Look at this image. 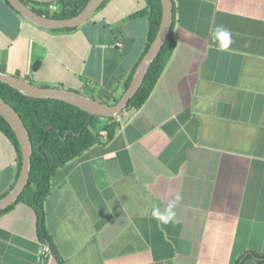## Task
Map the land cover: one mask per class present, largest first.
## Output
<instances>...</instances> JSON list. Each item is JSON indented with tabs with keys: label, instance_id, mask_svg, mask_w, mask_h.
Here are the masks:
<instances>
[{
	"label": "crops",
	"instance_id": "1",
	"mask_svg": "<svg viewBox=\"0 0 264 264\" xmlns=\"http://www.w3.org/2000/svg\"><path fill=\"white\" fill-rule=\"evenodd\" d=\"M171 1L173 50L147 99L90 129L95 143L50 176L42 217L54 252H44L38 213L23 199L0 214V264L264 256V0ZM33 4L60 19L58 2ZM150 22L148 0H106L78 28L44 30L0 0V72L114 105L150 46ZM220 26L231 33L227 50L212 38ZM18 163L0 130V198ZM176 196L174 219L161 225L153 207Z\"/></svg>",
	"mask_w": 264,
	"mask_h": 264
},
{
	"label": "trees",
	"instance_id": "2",
	"mask_svg": "<svg viewBox=\"0 0 264 264\" xmlns=\"http://www.w3.org/2000/svg\"><path fill=\"white\" fill-rule=\"evenodd\" d=\"M88 1H61L65 5H63L60 15L56 18L68 19L78 15ZM23 2L27 6L29 3H35L29 0H23ZM148 2L151 10L149 31V44H151L159 27L161 4L160 0H148ZM31 9L38 15L46 17L34 8ZM172 50L173 46L170 43L169 34L161 52L151 65L141 88L126 108L130 106L139 107L144 103L162 73ZM0 98L9 104L20 116L29 133L32 144L29 182L18 201L27 199L28 204L38 213L40 239L48 246L51 252H54V248L44 230L42 217L43 201L49 191V179L56 169L80 156L95 143L94 135L90 131L95 117H91L89 114L62 102L24 97L2 83H0ZM0 130L9 136L18 151V178L21 168L19 145L11 129L1 116ZM10 208L0 212V214L9 211ZM246 256H252L258 262L264 263V256L252 254L244 255L237 264H241Z\"/></svg>",
	"mask_w": 264,
	"mask_h": 264
},
{
	"label": "water",
	"instance_id": "3",
	"mask_svg": "<svg viewBox=\"0 0 264 264\" xmlns=\"http://www.w3.org/2000/svg\"><path fill=\"white\" fill-rule=\"evenodd\" d=\"M37 3L51 4L61 1L77 0H29ZM10 7L25 21L44 30L75 29L92 18L106 0H89L84 9L76 16L68 19H51L38 15L24 4L23 0H6ZM161 19L153 42L138 64L130 84L119 101L114 105H106L78 93L36 87L27 81L0 72V83L9 86L24 97L36 100H52L77 108L91 117L114 119L127 107L141 88L144 79L169 36L173 21V5L171 0H160ZM0 116L14 134L20 150L21 168L16 183L12 189L0 198V212L13 206L22 195L29 182L31 171L32 144L27 129L15 110L0 98ZM45 264V261L42 262Z\"/></svg>",
	"mask_w": 264,
	"mask_h": 264
},
{
	"label": "clouds",
	"instance_id": "4",
	"mask_svg": "<svg viewBox=\"0 0 264 264\" xmlns=\"http://www.w3.org/2000/svg\"><path fill=\"white\" fill-rule=\"evenodd\" d=\"M212 38L216 42L217 48L219 50H227L232 43V37L230 31L220 26L217 27ZM180 200L179 196H176L174 200H170L164 211H161L158 207H153L151 215L155 218L161 225L169 224L175 217V207L177 202Z\"/></svg>",
	"mask_w": 264,
	"mask_h": 264
},
{
	"label": "rangeland",
	"instance_id": "5",
	"mask_svg": "<svg viewBox=\"0 0 264 264\" xmlns=\"http://www.w3.org/2000/svg\"><path fill=\"white\" fill-rule=\"evenodd\" d=\"M33 4V3H32ZM31 3H30V5H32ZM34 5H37V4H33L32 6H34ZM55 5H58L59 7H63V5H65L63 2H58V4H55ZM47 5H42L41 7H46ZM107 120H109V119H104V118H97V117H95L94 119H93V124L91 125V127H90V129H92V131L93 130H95V131H97V128H98V126H99V122H102V121H107Z\"/></svg>",
	"mask_w": 264,
	"mask_h": 264
},
{
	"label": "built area",
	"instance_id": "6",
	"mask_svg": "<svg viewBox=\"0 0 264 264\" xmlns=\"http://www.w3.org/2000/svg\"><path fill=\"white\" fill-rule=\"evenodd\" d=\"M116 119L119 121L118 117H116ZM48 251H49L48 247H45L44 252H48Z\"/></svg>",
	"mask_w": 264,
	"mask_h": 264
}]
</instances>
